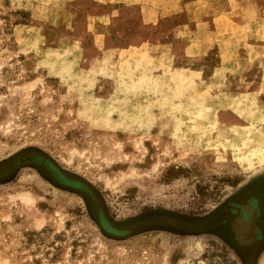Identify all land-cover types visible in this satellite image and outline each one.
I'll return each mask as SVG.
<instances>
[{"label":"rangeland","instance_id":"rangeland-1","mask_svg":"<svg viewBox=\"0 0 264 264\" xmlns=\"http://www.w3.org/2000/svg\"><path fill=\"white\" fill-rule=\"evenodd\" d=\"M27 148L139 233L103 236L94 205L17 162ZM11 157L0 264H241L201 233L212 223L173 233L161 212L204 217L264 183V0H0ZM251 257L264 264V243Z\"/></svg>","mask_w":264,"mask_h":264},{"label":"trees","instance_id":"trees-1","mask_svg":"<svg viewBox=\"0 0 264 264\" xmlns=\"http://www.w3.org/2000/svg\"><path fill=\"white\" fill-rule=\"evenodd\" d=\"M26 150L35 152V154H31L33 160L32 162L29 163H31L32 165L35 164L36 166H38V168L41 167L46 172L47 176H45L38 168L34 166L31 167L37 173V175L40 178H42L46 183L50 184L51 186L61 191L77 196L85 203L86 206H87V201H89V203L94 205V207L97 209L96 226L99 229V231H101L103 236L121 237L126 235L128 236L135 235L139 233L138 232L139 230L138 231L137 229L132 230L130 228L131 225L133 226L135 225L138 216L126 218L123 220H115L113 217L107 214L108 212L106 210V206L100 200L98 191L90 183L86 182L84 179H82L77 175L69 174L64 170H61L56 166L54 162H52L48 157H46L40 151H36L31 148H27ZM17 162L24 163L27 161L23 162L17 160ZM12 164L13 165L16 164V161H14L12 157L0 161V178L7 177V179H9V177L14 174L15 166H12ZM66 186H68V188H66ZM149 212H153V211H149ZM216 212L217 211H213L209 215L204 217H192V218L174 212H161V214H163L162 219H164L163 223L165 226L162 229L178 234H188V235L193 234L192 231H189V228L191 226H200V225L205 226V224L208 223H212V224L216 223L217 219L214 217V214ZM210 218H212V220L209 221Z\"/></svg>","mask_w":264,"mask_h":264},{"label":"flooded vegetation","instance_id":"flooded-vegetation-1","mask_svg":"<svg viewBox=\"0 0 264 264\" xmlns=\"http://www.w3.org/2000/svg\"><path fill=\"white\" fill-rule=\"evenodd\" d=\"M32 160L31 155L20 159L23 162ZM254 182L255 180L249 185ZM214 211H217L214 214L217 222L213 223L212 228L201 233L215 238L232 250L241 264H250L253 251L264 243V183L262 187L257 186L248 190L243 187Z\"/></svg>","mask_w":264,"mask_h":264},{"label":"bare ground","instance_id":"bare-ground-1","mask_svg":"<svg viewBox=\"0 0 264 264\" xmlns=\"http://www.w3.org/2000/svg\"><path fill=\"white\" fill-rule=\"evenodd\" d=\"M254 205V204H253ZM254 212V211H253ZM251 217V216H250ZM253 217V216H252ZM240 219V218H239ZM251 223V222H250ZM257 230V229H256ZM257 234V233H256ZM252 238V237H251ZM249 239V238H248Z\"/></svg>","mask_w":264,"mask_h":264},{"label":"water","instance_id":"water-1","mask_svg":"<svg viewBox=\"0 0 264 264\" xmlns=\"http://www.w3.org/2000/svg\"><path fill=\"white\" fill-rule=\"evenodd\" d=\"M232 228L234 229V226L232 225Z\"/></svg>","mask_w":264,"mask_h":264}]
</instances>
